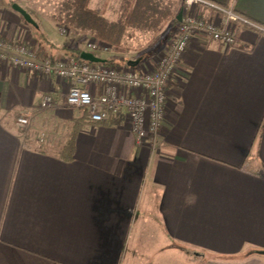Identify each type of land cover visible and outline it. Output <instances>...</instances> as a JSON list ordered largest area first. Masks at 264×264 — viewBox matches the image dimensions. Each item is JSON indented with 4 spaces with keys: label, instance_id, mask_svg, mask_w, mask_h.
<instances>
[{
    "label": "crops",
    "instance_id": "obj_1",
    "mask_svg": "<svg viewBox=\"0 0 264 264\" xmlns=\"http://www.w3.org/2000/svg\"><path fill=\"white\" fill-rule=\"evenodd\" d=\"M14 1L37 13L29 0H0V37L54 59L77 47L82 34L48 40ZM121 1L110 0L109 20ZM235 10L248 21L237 45L192 37L159 134L141 144L122 112L117 125L86 120L55 76L0 63V264H264V0H237ZM177 27L153 41L136 32L117 56L154 62ZM23 107L32 113L25 131L16 122ZM70 135L73 151L61 153Z\"/></svg>",
    "mask_w": 264,
    "mask_h": 264
},
{
    "label": "built area",
    "instance_id": "obj_2",
    "mask_svg": "<svg viewBox=\"0 0 264 264\" xmlns=\"http://www.w3.org/2000/svg\"><path fill=\"white\" fill-rule=\"evenodd\" d=\"M237 0L219 6L206 0H183L182 17L176 33L167 41L165 50L154 62H142L136 67L122 64L87 63L74 58L39 57L25 44L0 37V63L39 77L55 76L65 88V103L86 113L93 122H103L111 114L122 112L128 128L136 134L137 142L159 134L169 101L168 87L175 79L179 63L192 37L203 32L228 47L237 45L238 32L248 23L235 10ZM210 6L224 15L220 22L201 17L196 8ZM62 27V34L67 33ZM89 50H109L111 47L97 40L87 43ZM55 104L50 94L43 97L41 107ZM32 113L20 108L17 123L29 128Z\"/></svg>",
    "mask_w": 264,
    "mask_h": 264
},
{
    "label": "trees",
    "instance_id": "obj_3",
    "mask_svg": "<svg viewBox=\"0 0 264 264\" xmlns=\"http://www.w3.org/2000/svg\"><path fill=\"white\" fill-rule=\"evenodd\" d=\"M11 3L14 4V2ZM107 4L108 1L105 0L102 7L92 9L90 0H62L52 16L59 21L58 25L61 27L82 33L87 38L107 44L115 50H123L127 47L126 40L136 32L150 33L153 41L167 24L178 26L177 15L183 8V0H122L117 19L111 21L105 16ZM62 50L64 55L85 62L81 59L84 51L82 48L64 47ZM124 62V65H127L128 60ZM104 64L117 63L114 60H106ZM82 118L90 119L86 113ZM123 118L121 112L117 115L112 114L104 123L110 126L117 125ZM74 144L75 136L70 135L63 146L67 152L61 153H72ZM257 253L262 254L261 251Z\"/></svg>",
    "mask_w": 264,
    "mask_h": 264
},
{
    "label": "rangeland",
    "instance_id": "obj_4",
    "mask_svg": "<svg viewBox=\"0 0 264 264\" xmlns=\"http://www.w3.org/2000/svg\"><path fill=\"white\" fill-rule=\"evenodd\" d=\"M107 1H108V4H107L105 9H107L110 0H107ZM14 3H15V1H14ZM22 3H23V5H25L28 8V10H35V12H37V13H32V16L34 17V21L36 22V24H38L40 26L39 27L40 31H42L46 35V38L48 40H51L53 42H61V43L68 41L66 35L70 33V30L68 29L66 34H62L61 30H59V28H57L59 21L57 19L55 20L53 18L54 16H52L57 11L58 5H61L62 0H29L28 2L22 1ZM97 4H98V0H94L93 7H96ZM107 16L114 17L113 14L107 15ZM117 17H118V14L116 16V19H117ZM33 26L34 27H31V26L30 27L37 31L38 30L37 26H35V25H33ZM80 34H82V33H80ZM87 39L88 38L84 34H82V36L80 37V41H78L79 43L77 44L76 48H79V46L81 44L86 45L87 44L86 42L88 41ZM71 48H73V47H71ZM91 51L96 56H99L101 58H104V59L107 58L110 60H114L117 64H122V65L125 64L123 59L121 57L117 56L119 54L117 52V50H115L113 48H111V50H105V51L104 50H91ZM118 51H121V50H118ZM85 62H87V61H85ZM16 122H17V117H16ZM28 129H24V131L28 130Z\"/></svg>",
    "mask_w": 264,
    "mask_h": 264
},
{
    "label": "water",
    "instance_id": "obj_5",
    "mask_svg": "<svg viewBox=\"0 0 264 264\" xmlns=\"http://www.w3.org/2000/svg\"><path fill=\"white\" fill-rule=\"evenodd\" d=\"M12 8L17 11L18 13H20L22 15V17L24 18V20L31 24V25H35L37 26L36 22L34 21V19L32 18L31 14H29L24 8H22L19 4L14 3L12 5ZM181 17H182V10L178 13L177 15V21L181 22ZM81 59L84 61H87L89 63H95V64H104L106 62V59H102L98 56H96L94 53L92 52H87V51H83L81 54ZM140 63V60H129L127 62V65L130 67H136L138 64ZM261 253L264 255V251H261Z\"/></svg>",
    "mask_w": 264,
    "mask_h": 264
}]
</instances>
